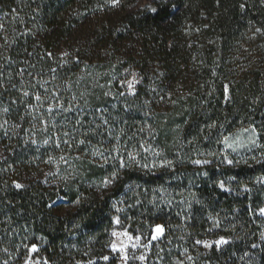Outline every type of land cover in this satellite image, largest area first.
Wrapping results in <instances>:
<instances>
[{
  "label": "trees",
  "instance_id": "obj_1",
  "mask_svg": "<svg viewBox=\"0 0 264 264\" xmlns=\"http://www.w3.org/2000/svg\"><path fill=\"white\" fill-rule=\"evenodd\" d=\"M142 1L0 0V264L19 263L32 245L47 264H116V216L145 236L164 225L147 264H190L186 255L194 264H264V185L255 183L264 148L230 167L218 143L221 133L254 125L264 144V0H147L135 8ZM127 72L139 78L134 95L122 89ZM56 97L74 110L50 116ZM116 136L147 156L142 162L167 158L173 167L121 169L91 155L94 147L107 154ZM221 236L230 243L219 249L195 244Z\"/></svg>",
  "mask_w": 264,
  "mask_h": 264
},
{
  "label": "snow or ice",
  "instance_id": "obj_2",
  "mask_svg": "<svg viewBox=\"0 0 264 264\" xmlns=\"http://www.w3.org/2000/svg\"><path fill=\"white\" fill-rule=\"evenodd\" d=\"M112 3L118 4L119 0H112ZM241 7L243 8L244 6L241 5ZM152 11H156V9H152ZM0 31H3V25L2 24H0ZM257 31L260 32L261 30L257 29ZM65 55H67V53H65ZM21 71H23V70H21ZM122 83L124 85H126L129 93L134 95L135 94V85L137 83H139V81L136 79L135 74H132V79L123 81ZM45 91L47 92V89H45ZM228 91H229L228 86H225L224 92H225L226 96L228 94ZM121 94H123V93H121ZM28 95H29L28 92H24V96H28ZM54 96H55V94H54ZM34 99L37 102L42 103V97L39 94H36L34 96ZM74 99H75V97H74ZM57 108L60 111H64V112H71L74 110L71 106L65 107V105L63 103L59 102L58 97H56L55 106L50 104L46 111L51 116ZM3 111L7 112L8 109L4 108ZM34 112H35V106L30 105L27 114L31 115L32 118L35 120L36 116L34 115ZM5 123H7V121H5ZM42 123L47 125L48 121L42 120ZM103 123L107 124V120H104ZM53 126H55V122H53ZM97 127H99V125H97ZM210 127H215V125H211ZM221 127H223V126L221 125ZM5 135H7V129H5ZM63 135L65 137L69 138V139H65L63 141V143L70 145L72 133L69 131H65L63 133ZM114 139L117 141V143L112 145V147L108 150L107 154L101 148L94 147L91 150V155L93 157H99L105 163H107L109 161L118 162L119 168H121V169L139 166L143 169H146L148 172H152V170L157 168V167L170 169L174 165V161L167 159V158H165L163 160L154 159L151 163L142 162V161L147 160V156H144L141 158L140 152L136 151L135 149L132 151H126V146L119 143L120 137L116 136V137H114ZM205 139H207V137H205ZM32 142L36 143L35 140H33ZM48 142L49 141L47 139L44 141L45 144H47ZM86 143L90 144L91 142L86 141L84 139H80L78 141V144H80V145H84ZM218 143L222 145L221 153L223 155V159L220 162L224 163L230 167H237L241 164L247 165L248 159H247L245 154L253 152V150L256 148H264V144L261 143V133L258 131V129L254 125H250L249 127H246V128L242 127L241 129H239L235 133H229V134L221 133L220 138L218 140ZM56 147L57 148L60 147V140L59 139L56 140ZM141 149L144 153H150L155 158H158L162 155L161 152L156 151L155 149H153L151 147H146L143 143H141ZM125 151H126V155L124 154ZM230 154H235L236 158H231ZM208 155L215 156L217 154L216 153H208ZM261 156L264 157V153H262ZM252 159L256 160V157L253 156ZM60 160L64 161L65 157L61 156ZM261 162H262V160H256V163H261ZM191 163L194 165H198V166L203 167V166L212 164L213 161L209 160V159H203V160L194 159L191 161ZM204 175H207V173L205 172ZM117 178H118V174H117V172L114 171L109 178H106L102 181L103 186L107 187L109 184L113 183L114 180ZM229 180L230 181H236L237 177L232 176L229 178ZM255 183L264 185V176L257 177L255 180ZM15 187L21 188V187H23V185L17 183L15 185ZM128 187L130 190L134 191L135 188L139 187V185H129ZM219 187L222 190H224L225 192H231L232 191L231 188L226 187L224 181L219 182ZM157 191L164 193L166 190L163 187H161ZM242 192L250 193V192H252V189L245 185L242 188ZM166 203H171V201H166ZM181 203H184V202L181 201ZM187 206L190 210L191 209V203L189 202ZM249 207H251V206H249ZM117 211H122V209H117ZM177 215H179V213H177ZM258 215L261 217H264V207H259ZM209 219L212 220L213 227H219L220 226L221 222L219 219H215L212 217H209ZM113 220L117 225L120 224L119 217H114ZM209 230L211 231V229H209ZM164 234H165L164 225H161V224L155 225V227L153 228V233L151 235V238L148 241V244L143 245V247H145V248L149 247V245L151 244L152 241L159 240L160 238H162L164 236ZM111 236L116 238L110 244L111 250L114 253H120V259L124 262V264H127V261L130 258L128 255V251H127L129 245L132 248H136L138 245H140L141 237L138 235L134 237L127 230H124V231H115L114 230V231H112ZM122 237L124 239H121ZM229 243H230V241L223 236H221L219 239L214 240V241H209V240H196L195 241L196 245H202L203 247H205L207 249H211L213 247V245H215V247L217 249H219L222 245H227ZM252 246L256 247V245H252ZM5 251H7V249H5ZM36 251H38V248L36 245H32L29 248L30 253H35ZM186 253H187V250H185V254ZM134 258L139 259L141 261H144L146 259V257L144 255H140V256L134 257ZM102 259L105 261H108V260H110V257L109 256H103ZM186 259L190 262V264H194V260H193V257L191 255H186ZM5 264H7V261H5ZM25 264H40V261L39 260H33L31 255H29L25 260ZM45 264H47L46 261H45ZM88 264H95V261H89ZM177 264H184V262L183 261H177Z\"/></svg>",
  "mask_w": 264,
  "mask_h": 264
},
{
  "label": "rangeland",
  "instance_id": "obj_3",
  "mask_svg": "<svg viewBox=\"0 0 264 264\" xmlns=\"http://www.w3.org/2000/svg\"><path fill=\"white\" fill-rule=\"evenodd\" d=\"M147 0L145 1H142L140 2L138 5L135 6V8H140V7H143L145 4H146ZM0 24H2L0 22ZM2 31H0V34H1ZM132 74H135L133 72H127L126 75H125V78L123 81H126V80H129V79H132ZM136 76V79L139 81V78L137 77V75L135 74ZM122 81V82H123ZM138 85V83L135 85V87ZM122 89L125 91V92H129L126 85H124L122 83ZM255 150V149H254ZM253 150V151H254ZM252 153V152H251ZM251 153H246L245 155L248 156L249 154ZM230 157L231 158H236V155L235 154H230ZM116 217H119L120 219V224H116L114 222V228H113V231H124V230H127L130 234H132L134 237L135 236H140L141 237V242H140V245H138L136 248H132L130 245L127 249L128 251V255H129V260L127 261V264H147V256H148V250L150 248V246L154 243V242H158L160 241L162 238H160L159 240H156V241H152L151 244L149 245V247L145 248L143 247V245L145 244H148V241L150 240L151 236H145L143 235L141 232H133L129 227L125 226L124 223L122 222L120 216H116ZM152 233H153V230H152ZM113 237V236H112ZM116 238L113 237V240H115ZM121 239H124L123 237ZM219 239V238H217ZM217 239H206V240H209V241H214V240H217ZM112 240V241H113ZM37 246V245H36ZM201 247H203L202 245H200ZM225 245H222L220 248L224 247ZM31 247V246H30ZM29 247V248H30ZM213 247H215V245H213ZM29 248L27 249V253L26 255L21 259V261L17 264H25V260L26 258L31 255L32 259L33 260H39L40 261V264H45V260L43 258V256L41 255L40 253V247L37 246L38 248V251H36L35 253H30L29 252ZM205 248V247H203ZM207 249V248H205ZM110 250H111V247H110ZM112 251V250H111ZM112 253L115 255V257L113 258H117V263L116 264H124V262L120 259V253H114L112 251ZM140 255H144L146 257V259L144 261H141L139 259H136L134 257H138ZM111 260V259H110ZM108 260V261H110Z\"/></svg>",
  "mask_w": 264,
  "mask_h": 264
}]
</instances>
